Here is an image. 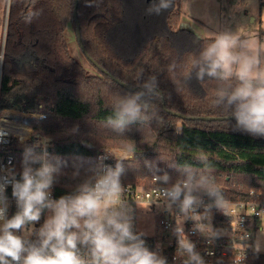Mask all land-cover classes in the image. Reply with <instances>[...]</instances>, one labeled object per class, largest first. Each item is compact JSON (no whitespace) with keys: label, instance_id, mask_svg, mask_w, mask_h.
Returning <instances> with one entry per match:
<instances>
[{"label":"trees","instance_id":"16d2710c","mask_svg":"<svg viewBox=\"0 0 264 264\" xmlns=\"http://www.w3.org/2000/svg\"><path fill=\"white\" fill-rule=\"evenodd\" d=\"M181 1L173 0V7L155 14L148 9L158 0H78L80 39L104 68L87 57L98 70L90 73L73 56L66 37L71 24L77 35L75 0H10L0 107L37 111L41 101L49 104L46 117L29 119L30 144L39 154L44 149L37 145L38 138L48 136L49 159L66 162L55 179L56 198L71 194L92 174L103 144L134 152L123 162V184L149 185L154 176L165 173L174 183L183 176L180 166L201 172L207 164L216 186L231 198H247L252 188L264 191V136L238 129L234 117L201 120L179 115L231 116L215 103L218 83L207 77L198 80L192 69L213 37L201 39L180 26ZM112 75L136 89L122 86ZM151 75L157 77L162 95L152 100L156 118L117 134L106 125V117L120 98L140 91ZM143 234L146 246L157 251L156 237ZM160 253L168 264H182L173 260L171 248ZM234 256L204 260L236 264ZM249 264H264V253L252 251Z\"/></svg>","mask_w":264,"mask_h":264},{"label":"clouds","instance_id":"9594fccd","mask_svg":"<svg viewBox=\"0 0 264 264\" xmlns=\"http://www.w3.org/2000/svg\"><path fill=\"white\" fill-rule=\"evenodd\" d=\"M254 5L255 0L250 4L246 0V7L254 10ZM170 7L173 0H158L148 12L159 14ZM192 69L198 80L207 77L218 83L215 103L229 110L238 129L264 136V48L259 42L253 47L250 37L239 29L215 32ZM158 87L157 77L149 76L140 91L119 99L106 125L123 135L132 125L150 123L156 118L152 100L162 98ZM41 147L39 154L26 149L19 179L14 170L0 178V191L10 183L17 206L9 218L7 198H0V264H168L165 256L146 246L143 233L134 231L135 209L123 198L122 183L123 162L131 156L117 159L114 167L98 166L71 194L53 198L52 187L66 162L60 157L49 159L46 142ZM180 168L183 176L174 183L167 173L155 177L164 185L160 191L166 210L175 206L184 219L203 220L209 219L213 207L223 209V192L207 164L201 172L188 164ZM205 196L211 203L205 204ZM46 210L49 215L37 229ZM197 230L215 235L209 226ZM173 235L182 264H206L187 238L183 223L173 228Z\"/></svg>","mask_w":264,"mask_h":264},{"label":"built area","instance_id":"2783aa9c","mask_svg":"<svg viewBox=\"0 0 264 264\" xmlns=\"http://www.w3.org/2000/svg\"><path fill=\"white\" fill-rule=\"evenodd\" d=\"M5 38L0 47V85L2 79V66L4 58ZM42 104L37 111H25L21 109L1 108L0 107V178L6 172L14 170L16 178L22 168L21 155L30 147L33 136V129L26 122L9 121L11 118H20L29 121L33 116H43L39 113ZM125 156H132L129 151L118 150L113 147H103L97 156L96 168L100 165L115 166L114 161ZM156 176L153 177L149 185L133 186L123 184L125 191L123 198L130 202L134 211V228H136V208L138 205H148L155 208L161 206V212L156 216V226L160 230V235L156 237L155 247L158 252L171 248L173 250V260L182 263L183 258H177V238L173 235V228L183 223L184 231L189 240L195 243L196 250L205 260H209L216 255L235 254L236 264H249V257L252 251L256 250L248 245L251 238L250 228L256 226V219L264 215V191L259 188H252L249 197L234 199L227 195L224 189L218 187L223 192L226 203L223 209L213 207L209 212V219L200 220L193 216V219H184L175 206L171 211L165 209L161 185L157 182ZM55 183L52 187V197L55 195ZM6 197L8 208L7 216L10 218L17 211L16 200L12 196L10 183L6 184L3 191H0V198ZM205 204L211 201L205 196ZM202 213L203 207L199 209ZM47 210L42 214L41 220L35 225L38 229L44 220ZM43 218V220H42ZM208 226L215 235H206L197 230V227L205 228ZM225 227L231 232L230 236L220 234V229ZM159 240V241H158Z\"/></svg>","mask_w":264,"mask_h":264},{"label":"rangeland","instance_id":"374dc122","mask_svg":"<svg viewBox=\"0 0 264 264\" xmlns=\"http://www.w3.org/2000/svg\"><path fill=\"white\" fill-rule=\"evenodd\" d=\"M8 2H10V0H0V47L3 43L5 26L8 18ZM247 3H252V0H247ZM180 8L182 13L180 23L188 27L196 35L198 33L202 38L213 37L214 33L218 31H236L239 29L240 33L247 34L250 37L253 47L259 42V46L264 48V3L261 4L260 0H255L254 10L253 7H246V0H182ZM66 37L73 56L80 61L90 73H98V70L85 56L72 24L66 31ZM41 104L43 107L39 109V113L43 114V116H33L32 118L46 117V113L50 106L45 101H41ZM10 120L27 122L33 129L29 121H24L20 118H11L9 121ZM181 126L180 124L179 130H181ZM44 142L48 145L50 143V138L41 135L38 138L37 145H42ZM103 147H113L118 150L129 151L132 155L131 158L134 155L132 154L134 152L126 146L103 144L100 149ZM29 148H31V144ZM161 210V206L152 208L148 205H138L136 208V229L145 234L158 237L160 235V230L156 226V216ZM48 215L49 213L46 212L44 220ZM44 220L41 225L44 223ZM249 230L251 238L247 244L257 251L264 253V215L257 218L256 226H252ZM219 232L222 235H231V232L225 227H222Z\"/></svg>","mask_w":264,"mask_h":264},{"label":"water","instance_id":"95a60500","mask_svg":"<svg viewBox=\"0 0 264 264\" xmlns=\"http://www.w3.org/2000/svg\"><path fill=\"white\" fill-rule=\"evenodd\" d=\"M8 7H9V2H8ZM7 7V16H8V8ZM77 10H78V0H75V19H76V30H77V37L79 39V43L81 45V48L84 52V54L86 55V57H88L90 59V61H92V63H94L97 67H99L101 70H104V68L102 66H100L95 60L94 58H92L90 56V54L88 53L86 47L84 46L82 40L80 39V23H79V19H78V13H77ZM7 23V22H6ZM5 33H6V26H5ZM5 33H4V38H5ZM112 77L117 81L119 82L122 86L124 87H127L129 88L130 90H135L136 87L134 86H130L129 84H127L126 82L122 81L121 79H119L118 77L112 75ZM180 116L184 117V118H191V119H201V120H215V119H226V118H229V117H232V116H228V117H225V116H199V117H187L186 115L184 114H179Z\"/></svg>","mask_w":264,"mask_h":264},{"label":"crops","instance_id":"0c3cea01","mask_svg":"<svg viewBox=\"0 0 264 264\" xmlns=\"http://www.w3.org/2000/svg\"><path fill=\"white\" fill-rule=\"evenodd\" d=\"M180 25H181V27H184V28H187V29H189L188 27H186V26L182 25L181 23H180Z\"/></svg>","mask_w":264,"mask_h":264}]
</instances>
